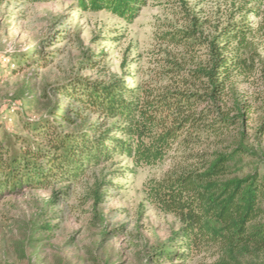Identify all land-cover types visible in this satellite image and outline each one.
Listing matches in <instances>:
<instances>
[{
	"label": "trees",
	"instance_id": "16d2710c",
	"mask_svg": "<svg viewBox=\"0 0 264 264\" xmlns=\"http://www.w3.org/2000/svg\"><path fill=\"white\" fill-rule=\"evenodd\" d=\"M71 1L124 19H130L138 2ZM237 1V14L207 38L197 19L181 8L185 30L168 32L162 42L190 54L204 49L203 60L187 78L176 68L168 70L165 85L128 88L118 78L104 82L73 76L56 90L68 106L50 107L25 126L26 136L0 133V200L25 190L73 185L117 155L140 167L154 166L174 152V166L145 184L144 200L173 216L180 228L153 247L144 264L183 262L198 254L214 258L211 264H264V163L256 147L264 134V56L259 52L264 50V11L244 8L245 2L264 6V0ZM247 12L259 22L249 21ZM28 61L25 57L18 65ZM248 89L254 91L252 101ZM84 114L104 122H87ZM253 114L261 118L250 135ZM104 193L93 190L95 205ZM37 229L34 233L42 236L54 225Z\"/></svg>",
	"mask_w": 264,
	"mask_h": 264
},
{
	"label": "rangeland",
	"instance_id": "374dc122",
	"mask_svg": "<svg viewBox=\"0 0 264 264\" xmlns=\"http://www.w3.org/2000/svg\"><path fill=\"white\" fill-rule=\"evenodd\" d=\"M238 6L237 0H138L134 14L124 19L84 10L71 0L2 3L0 133L26 136L25 126L50 107L68 106L56 90L73 76L104 82L118 78L128 88L165 85L168 70L176 68L178 76L187 78L203 60L204 49L190 54L162 42L168 32L185 30L181 8L197 19L199 32L207 38L215 26L237 14ZM244 8L264 11V6L249 2ZM247 19L253 24L260 20L249 12ZM259 52L264 56V50ZM25 57L32 59L29 65H18ZM247 95L251 100L254 91L248 89ZM260 116L250 117V135ZM82 119L104 122L96 115L84 114ZM256 147L264 163V134ZM177 159L172 152L154 166L137 167L117 155L73 185L5 196L0 200V264H144L146 254L180 228L173 216L144 200L145 184L161 179ZM97 188L105 193L95 205L92 192ZM46 223L54 225V231L36 235L37 226ZM214 260L198 254L172 264Z\"/></svg>",
	"mask_w": 264,
	"mask_h": 264
}]
</instances>
